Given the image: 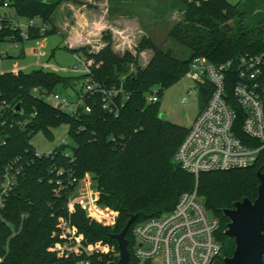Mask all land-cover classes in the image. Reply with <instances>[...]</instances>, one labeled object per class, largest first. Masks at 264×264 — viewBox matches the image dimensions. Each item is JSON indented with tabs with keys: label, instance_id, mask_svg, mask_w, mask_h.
<instances>
[{
	"label": "trees",
	"instance_id": "obj_1",
	"mask_svg": "<svg viewBox=\"0 0 264 264\" xmlns=\"http://www.w3.org/2000/svg\"><path fill=\"white\" fill-rule=\"evenodd\" d=\"M70 1L76 0H7L16 17L39 18L40 24L47 26L43 34L39 25L31 27L28 39L57 32L53 14ZM115 1L119 4L122 0ZM168 10L181 13L168 35L187 49L184 58L148 36H143L135 49L137 54L150 51L144 65H139L138 55L130 51L122 55L113 51L110 33L103 35L107 45L95 52L87 45L73 49L64 46L80 58H90L91 72L103 85L122 83L124 96H118L122 100L117 116L106 113L97 100H90V112L72 116L41 97L78 83L83 75L41 67L0 71V101L11 106L0 112V169L10 163L18 168L15 186L0 210V264H75L78 257L51 251L59 241L57 225L63 221L82 236L85 244L108 246V251L90 257L91 264H114L119 257L114 235L130 215H138L135 222L158 216L172 209L182 192L195 186L206 208L219 218L223 240L229 222L223 209L232 208L245 197L256 198V172H264V161L248 168L203 172L195 178L173 158L188 128L162 119L159 100L149 103L146 96L153 87L161 93L181 79L195 57L219 63L244 54L264 56V0H169L157 15L163 16ZM11 36L20 44L24 41L0 10V43ZM23 53L20 48L18 56ZM5 57L8 55L0 53V59ZM199 91L205 105L211 86H200ZM62 124L68 126L70 144L60 145L50 157L35 156L31 137L39 131L50 136L51 129ZM87 176L98 193L97 204L105 208L94 207L88 213L104 222L89 216L79 204L71 210L67 205L77 182ZM72 178L76 182L70 184ZM111 217L114 222L107 224ZM132 228L133 224L126 235L130 255ZM234 247L224 257L231 256ZM131 263L135 264L132 257Z\"/></svg>",
	"mask_w": 264,
	"mask_h": 264
},
{
	"label": "built area",
	"instance_id": "obj_2",
	"mask_svg": "<svg viewBox=\"0 0 264 264\" xmlns=\"http://www.w3.org/2000/svg\"><path fill=\"white\" fill-rule=\"evenodd\" d=\"M2 5L9 8L7 0H3ZM2 13L11 27L19 30L23 40L28 39L31 27L39 25L40 34L46 30L45 24H36L31 19L21 23L10 8ZM7 44L20 47V42L14 36L7 40ZM77 61L78 64L69 69L47 61H35L32 64L34 67L83 75L81 81L65 88L72 91L71 95L56 88L50 93L41 94V97L53 108L72 116L90 112V100L99 101L106 113L117 116L122 100H118V96H124L122 83L118 86L103 85L91 72L92 61L79 56ZM263 75V54H244L219 63L209 62L204 57H195L190 61L183 77L195 82L196 89L209 84L211 91L174 153V161L182 170L198 178L203 172L248 168L258 161H264ZM159 93V88L153 87L146 96L147 102L156 103ZM185 100L186 97H183L182 101ZM10 107L6 101H0V112ZM65 143L62 140L50 151H35L34 154L37 157H50ZM65 154L69 155V152ZM17 173L18 168L14 163L0 169V210L15 186ZM88 179L91 180L89 176ZM68 182L73 184L76 180L72 178ZM93 190L94 197L84 203L70 195L67 205L71 210L75 204H79L89 216L104 222L88 213L91 203L99 210L105 209L97 204L98 193ZM113 222L114 217H111L106 223ZM57 226L60 229L59 241L51 246V251L58 255L78 257L75 264H91V256L108 251V246L101 243L85 244L82 236L65 221ZM132 234L135 264H211L223 247L220 220L206 208L196 186L191 191L182 192L172 209L134 222Z\"/></svg>",
	"mask_w": 264,
	"mask_h": 264
},
{
	"label": "rangeland",
	"instance_id": "obj_3",
	"mask_svg": "<svg viewBox=\"0 0 264 264\" xmlns=\"http://www.w3.org/2000/svg\"><path fill=\"white\" fill-rule=\"evenodd\" d=\"M109 1L111 11L108 8V13L105 16L106 18L108 16L116 17L117 22H113L111 28L99 33L95 39L92 38V41L85 44L89 47L90 52L98 51L101 47L107 45V41L103 39V35L110 33L113 51L121 55L125 51H130L133 55H138L139 65H144L150 55V51L148 50H144L139 54L135 50L143 36L150 37L157 45L164 49H171L175 56L184 58L188 55L187 49L175 43L168 35L171 26L181 18V13L176 10H168L163 16L157 15L159 9L166 5L169 0H122L119 4L115 0ZM229 1L236 3L241 0ZM103 9H105V6ZM0 10L1 12H6L9 8L1 5ZM56 16L55 14L54 17ZM19 20L21 23H27L29 21L25 17H19ZM31 20L39 24L41 22L39 18H33ZM48 27L50 28L51 25H48ZM61 33V31H57L38 39H25L20 44L24 50V55L21 57L18 56V48L9 46L7 42H1L0 53L8 55V57L0 59L1 69L6 71L21 64L35 62L36 59L41 60V62L47 61L54 63L63 68L78 64L77 59L64 48L65 41ZM81 57L85 60L92 61L90 58H85V56L81 55ZM28 68H34V65H28ZM133 68H136L135 65ZM58 72L69 75L73 74L72 71L61 70ZM196 88L195 82L182 77L164 89L159 95L158 104L160 114L164 115L166 120L172 124L186 129L189 128L204 105V96ZM57 89L68 95L72 94L71 90H65L62 87H58ZM188 92L189 94H187ZM183 97H186L185 101H182ZM62 140H65L68 144L71 141L66 124L53 127L50 136L41 131L37 132L31 137L30 143L35 151L43 153L53 149ZM93 184V181L89 180L87 176L79 181L71 195L81 201L91 199L95 194ZM93 208L94 205L91 203L88 210L91 211ZM222 242V250L211 264H223V257L230 252L232 245L233 247L235 246L233 238L227 235H225ZM131 257L135 260L133 246L131 247Z\"/></svg>",
	"mask_w": 264,
	"mask_h": 264
},
{
	"label": "water",
	"instance_id": "obj_4",
	"mask_svg": "<svg viewBox=\"0 0 264 264\" xmlns=\"http://www.w3.org/2000/svg\"><path fill=\"white\" fill-rule=\"evenodd\" d=\"M16 110H20L19 104ZM162 119L164 115L159 114ZM259 185L257 196L252 201L245 197L236 201L232 208L223 209V215L229 219L225 234L233 238L235 247L231 256L223 258V264H263L264 263V172L257 170ZM132 214L122 230L114 235L118 245V260L114 264H131L127 248V232L137 219Z\"/></svg>",
	"mask_w": 264,
	"mask_h": 264
},
{
	"label": "crops",
	"instance_id": "obj_5",
	"mask_svg": "<svg viewBox=\"0 0 264 264\" xmlns=\"http://www.w3.org/2000/svg\"><path fill=\"white\" fill-rule=\"evenodd\" d=\"M102 1L103 0H76L64 2L57 8L53 14L52 22L56 26L57 31L62 32L61 34L65 41L64 46H68L71 49L86 46L85 44L92 41V38L95 39L99 33L111 28L113 22H117L116 17L108 16L109 18H106L105 14L108 13V8H110V1ZM104 6L105 9H103ZM55 14L57 15L56 17H54ZM107 23L108 25L106 26ZM20 48L23 47L20 46L18 48L19 51ZM72 55L77 59L78 56L76 54ZM36 61L41 62L39 59H36ZM33 63L35 62L21 64L6 71L15 70L20 67L27 68L28 65H32ZM73 65L68 66L67 68L72 67ZM0 71H3L1 67ZM73 74L75 75L78 73Z\"/></svg>",
	"mask_w": 264,
	"mask_h": 264
},
{
	"label": "flooded vegetation",
	"instance_id": "obj_6",
	"mask_svg": "<svg viewBox=\"0 0 264 264\" xmlns=\"http://www.w3.org/2000/svg\"><path fill=\"white\" fill-rule=\"evenodd\" d=\"M224 258V257H223Z\"/></svg>",
	"mask_w": 264,
	"mask_h": 264
}]
</instances>
